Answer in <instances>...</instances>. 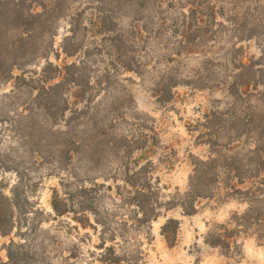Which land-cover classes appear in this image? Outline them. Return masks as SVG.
Returning <instances> with one entry per match:
<instances>
[{"label": "rangeland", "instance_id": "rangeland-1", "mask_svg": "<svg viewBox=\"0 0 264 264\" xmlns=\"http://www.w3.org/2000/svg\"><path fill=\"white\" fill-rule=\"evenodd\" d=\"M6 1L10 7L20 4L25 10H44L50 25L47 30H51L39 42L44 50L15 69L13 79L0 83V190L15 204L10 226L0 232V264H107L102 259L105 246L110 245H115L121 255L125 252L126 259L135 257L139 264H264V241L253 232L241 235L238 247L227 255L206 243L209 230L227 223L234 213H244L246 202L226 197L221 191L198 200L197 212L192 215H186L180 206L166 209L168 201L188 190L195 161L210 156L199 126L205 113L225 109L232 100L223 86L196 87L200 84L194 83V75L202 68L203 54L176 59L162 49L161 38L155 37L147 39L143 50L136 53L121 50L117 55V48L107 47L110 41L95 35L92 14L97 9L109 11L117 27L126 33L133 18L148 19L155 11L152 5L144 10L137 7V0ZM164 2L166 9L173 7L170 0ZM259 13L248 10L247 28L261 22L264 25V8ZM231 24L237 27L234 21L218 15L211 23L206 47L199 49L213 59V71L220 74L235 70L233 64L238 62L234 58L247 62L258 58L264 48V30H257V36L250 39L239 38L242 34H236ZM66 37L80 44L77 55L71 57L61 51ZM86 49L91 52L85 58L91 88L79 96L77 87L68 84L62 100L58 99L59 108L68 105L64 120L79 117L71 122L77 124L74 130L64 127V120L56 126L67 132L66 137H78L70 146L73 152L62 150L68 143L58 146L56 137L60 135L45 133L38 144L32 139H16L2 120L20 114L15 120L26 126L30 119L22 108L30 105L36 109L37 94L28 92L27 87L16 92V78L39 75L49 62H74ZM121 55H135L138 63L146 65L136 71L123 70L118 62ZM98 75H104L101 82ZM170 77L179 85L172 89L171 100L159 101L157 81H169ZM75 109L94 112L97 122L84 123L85 118ZM35 111L40 123L51 127L54 120L42 109ZM141 167L148 169L152 186L159 192L160 215L150 222L141 220L136 206L126 202L127 191H131L125 188L126 174L132 175ZM82 187L86 190L79 196ZM55 191L71 203L69 213L58 215L54 211ZM83 211L89 217L87 224L78 221ZM102 216L108 226L119 228L116 239L103 236ZM171 218L180 221L174 246L161 234L163 224Z\"/></svg>", "mask_w": 264, "mask_h": 264}, {"label": "trees", "instance_id": "trees-1", "mask_svg": "<svg viewBox=\"0 0 264 264\" xmlns=\"http://www.w3.org/2000/svg\"><path fill=\"white\" fill-rule=\"evenodd\" d=\"M137 3V7L143 10L152 5L155 11L148 19L133 18L130 30L124 33L123 29L117 27L114 16L109 11L97 9L91 19L96 28L95 35H103L104 40H109L110 43L106 46L117 48V55H120L121 50L126 54L136 53L137 49L138 52L142 51L150 37L161 38L159 43L162 49L176 59L192 54H203L202 68L194 75V83L200 84L196 87L207 89L223 86L232 99L225 109L216 108L205 113L199 126L203 130L202 137L210 148V156L206 160L195 161L188 190L173 201H168L169 206L166 209L180 206L186 215H192L197 212L198 200L212 198L223 191L226 197H236L246 202L248 209L242 214L234 213L227 223L218 224L210 229L206 235V243L220 248L227 255L233 248L238 247V238L241 235L253 232L260 241H264V48L256 59L244 62L242 59L236 61L234 58L233 61L238 62L232 61L235 70L226 74L213 71L211 64L213 59L199 51L201 46L206 47L209 41L208 34L212 33L211 23L218 15L226 16L227 21H234L237 27L234 28L235 26L231 24L232 30L236 34H242L239 38L250 39L257 36V30H264V25L261 22L256 27L247 28L248 10L251 9L255 15L260 14L259 9L264 8V1L170 0L169 3L173 7L169 9L164 7V0H137ZM45 15L44 10H25L20 4L10 7L8 1L0 0L1 84L13 79V71L23 62L44 50L39 42L47 35L48 30H51L50 28L47 30L50 25ZM261 34L264 43V32ZM71 39L70 37L64 39L61 51L72 57L79 53L80 44L71 43ZM90 54L89 49H86L82 57L74 62L63 65L49 62L39 75H22L16 78L14 84L16 92L25 87L28 92H37L34 97L36 109L30 105L22 108L30 119L26 126L21 125L20 120H15L20 114L16 118L2 120L7 122L8 131L12 132L16 139L24 142L32 139L38 144L45 139L46 134L54 137L60 135L56 137V143L59 141L58 146L68 143L62 150L67 153L73 152L70 146L72 142L78 141V137L75 139L66 137L67 132L60 126L56 127L65 119V108L68 106L65 104L63 108H59L58 99L62 97L64 87L68 84L77 87L76 94L79 96H84L91 88L90 77L85 72L87 69L85 58ZM137 60L135 55L125 58L121 55L118 58L121 68L127 71H136L146 65L138 63ZM103 77L104 75H98L99 82ZM161 79L156 84L158 88L156 96L159 101H169L173 97L172 89L179 85V82L175 77H170L169 81ZM39 109L54 120L51 127L44 126L38 120L39 114L35 110ZM74 112L83 115L84 123L87 122L89 125L95 124L98 120L96 114L90 110L75 109ZM74 119L79 120V117L72 115L70 119L64 120L63 126H69L70 131L74 130L77 125H71ZM147 170L146 167H141L132 175L126 174L124 183L125 188L131 189L127 191L126 202L136 206L138 213L142 215L141 220L150 222L157 220L161 208L157 198L158 188H153ZM85 190L82 187L78 195L82 196ZM75 195L76 193L73 196ZM70 204L66 196H62L58 191L54 192L52 206L58 215L69 213L72 210ZM14 207L13 200L0 190V232H5L4 230L10 226ZM83 212L78 221L87 224L89 217L85 214L86 211ZM101 220L103 236L109 235L108 238L111 240L116 239L119 228L108 226L103 216ZM179 227L180 221L171 218L161 228V234L170 246L176 244ZM105 241L104 237L102 247ZM105 250L102 261L107 264H139L135 257L130 256L126 259L125 252L119 254L115 245L105 246Z\"/></svg>", "mask_w": 264, "mask_h": 264}]
</instances>
